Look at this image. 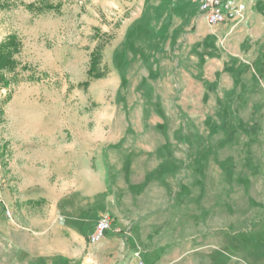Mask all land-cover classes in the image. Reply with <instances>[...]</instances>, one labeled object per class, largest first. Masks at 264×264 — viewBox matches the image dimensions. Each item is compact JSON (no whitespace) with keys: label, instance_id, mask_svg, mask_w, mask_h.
I'll return each instance as SVG.
<instances>
[{"label":"rangeland","instance_id":"rangeland-1","mask_svg":"<svg viewBox=\"0 0 264 264\" xmlns=\"http://www.w3.org/2000/svg\"><path fill=\"white\" fill-rule=\"evenodd\" d=\"M148 7L142 0H0V44L12 34L18 42L14 69L0 70V217L14 220L15 233V246L0 241V264H81L67 249L38 254L30 246L20 252L15 186L25 136L41 146L49 145L46 138L100 136L116 141L109 144L114 148L146 151L159 142L156 136L166 131L162 123L168 118L184 124L176 135L185 153H200L191 165L254 173L248 186L250 222L230 245L251 249L264 239V208L256 205L264 194V177L255 172L264 170V45L251 38L241 46L229 45L223 26L213 29L202 15L188 32L167 31L164 24L170 19L157 29L150 26L151 17L144 18ZM132 21L143 24L133 28L119 52ZM92 53L99 57V78L88 77ZM230 73L233 83L226 80ZM242 190L234 188L235 193ZM236 196L234 212L244 201ZM199 206L197 200L186 202L185 222L178 224L182 246L167 264H230L224 249L213 254L205 244L211 214L199 216ZM92 222L86 217L81 230ZM199 234L204 238L193 247L184 240ZM56 244L60 248L62 241ZM257 258L250 251L247 264H259ZM232 261L241 264L239 258Z\"/></svg>","mask_w":264,"mask_h":264},{"label":"crops","instance_id":"crops-1","mask_svg":"<svg viewBox=\"0 0 264 264\" xmlns=\"http://www.w3.org/2000/svg\"><path fill=\"white\" fill-rule=\"evenodd\" d=\"M142 1L149 6L143 10L144 18L151 17L150 26L157 29L170 19L171 23L164 24L167 31L188 32L202 15L198 0ZM238 1L246 4L242 17L212 28L223 26V38L229 45L241 46L251 38L263 46L264 0ZM142 24L132 21L125 27L124 38L117 47L119 52L133 28ZM119 71L122 73L123 69ZM229 75L226 80L233 83V73ZM162 124L166 129L163 134L171 136H156L159 142L153 141L146 151L114 148L109 144L116 141L100 136L74 137L72 141L46 138L48 146L25 136L20 148V182L15 186L20 201V252L23 254L26 247L32 246L38 254L41 249H47L48 254L67 249L66 254L74 260L78 258L81 264H137L139 260L164 264L182 246L178 224L185 222L186 202L197 200L199 216L211 214L208 238L204 240L213 254L224 249L231 258L230 264L238 258L241 264H247L251 251L258 257L256 261L264 264V239L258 238L259 246L251 249L243 245L234 249L230 245L234 238H242V225L247 227L250 222L252 197L248 186L249 176L254 173L233 168L205 170L191 165L200 153H185L181 138L176 135L183 122L168 118ZM186 159L190 160L188 164ZM255 172L264 177V170ZM238 186H244L243 192H234ZM261 187L264 188V178ZM235 196L244 200L238 212H234L232 205ZM259 201L257 207L264 208V194ZM100 213L112 217V230L99 243L91 244L87 236ZM86 217L93 222L84 232L81 223ZM260 217L263 222L264 212ZM222 218L223 222L217 221ZM13 221L0 217V241L10 247L15 246ZM60 230L68 237L60 236ZM234 233L240 236L233 237ZM202 238L199 234L184 240L193 247V242ZM58 239L62 241L60 248L56 244ZM43 241H47V246ZM136 251L140 253L138 258L134 256Z\"/></svg>","mask_w":264,"mask_h":264},{"label":"built area","instance_id":"built-area-1","mask_svg":"<svg viewBox=\"0 0 264 264\" xmlns=\"http://www.w3.org/2000/svg\"><path fill=\"white\" fill-rule=\"evenodd\" d=\"M198 8L208 25L212 27L240 19L246 9V4L238 0H198ZM6 214L8 217L10 216L8 210H6ZM112 221L110 215L98 214L93 228L87 236L88 242L91 244L99 243L106 233L112 230ZM134 256L138 258L140 256L139 251H136ZM137 264L145 263L139 260Z\"/></svg>","mask_w":264,"mask_h":264},{"label":"trees","instance_id":"trees-1","mask_svg":"<svg viewBox=\"0 0 264 264\" xmlns=\"http://www.w3.org/2000/svg\"><path fill=\"white\" fill-rule=\"evenodd\" d=\"M48 7H52L50 4ZM18 42L16 41L15 35H11L8 39L0 44V70L3 69H14V65L16 64L14 59L12 58L13 54L18 50ZM97 53H92L91 55V63L90 68L88 69V77L89 78H99L102 76V73L96 70V64L98 63L99 57L96 55ZM90 81H84L80 83L82 87H87ZM5 83V81H4Z\"/></svg>","mask_w":264,"mask_h":264}]
</instances>
